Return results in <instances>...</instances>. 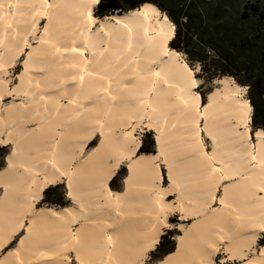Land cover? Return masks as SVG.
<instances>
[{
	"label": "bare ground",
	"instance_id": "6f19581e",
	"mask_svg": "<svg viewBox=\"0 0 264 264\" xmlns=\"http://www.w3.org/2000/svg\"><path fill=\"white\" fill-rule=\"evenodd\" d=\"M9 2L23 7L0 22V147H8L0 264H136L147 259L145 238L157 247L172 228L173 212L187 223L153 264H201L219 253L217 264H264V245L256 247L264 233V130L250 129L246 87L220 76L204 101L196 88L189 92L190 71L202 84L200 68L169 48L174 24L153 3L97 17L99 0ZM145 8L155 11L145 18ZM143 128L154 135V153L140 152L135 135L138 155L116 167L125 133ZM123 164L122 189L113 190ZM61 183L70 204L39 206ZM158 195L176 209L160 214L163 223Z\"/></svg>",
	"mask_w": 264,
	"mask_h": 264
},
{
	"label": "rangeland",
	"instance_id": "374dc122",
	"mask_svg": "<svg viewBox=\"0 0 264 264\" xmlns=\"http://www.w3.org/2000/svg\"><path fill=\"white\" fill-rule=\"evenodd\" d=\"M144 2L155 4L167 14L175 27V36L172 39L175 48L172 49L183 53L191 67L199 66L200 71L197 76L202 84L198 92L202 100L204 101L207 92L213 87L215 78L230 76L238 84L246 87L245 97L252 106L249 118L251 131L253 132L255 128L264 130L255 123L257 119L261 122L260 112L264 111V0H124L122 4ZM43 25L44 22H41L36 36ZM31 42L36 44L35 40ZM24 56L23 53L15 66L10 69L9 75L12 79L21 71ZM251 96L257 106L252 103ZM10 99L6 98L5 101ZM16 101L19 102L18 99ZM135 135L140 138V152L154 153L155 140L152 132L143 128L136 130ZM96 138L87 144L86 152L96 145ZM7 153L8 147H0V168L5 164ZM162 171L165 174V170ZM126 172V166L123 164L110 183L113 190L122 189ZM163 183L166 184V180ZM168 200L173 201L174 197L168 196ZM69 204L65 186L61 183L47 189L38 205L61 207ZM168 221L172 224V228H167L164 237H161L155 254L151 256L153 262L161 258L166 251L174 248V239L179 233L178 223H187L176 212L168 216ZM262 238L264 233L256 247L264 245L260 244ZM17 239L18 236L3 252L10 250ZM221 257L222 254L219 253L216 261ZM70 264H75V261L71 259Z\"/></svg>",
	"mask_w": 264,
	"mask_h": 264
},
{
	"label": "snow or ice",
	"instance_id": "6c2138e0",
	"mask_svg": "<svg viewBox=\"0 0 264 264\" xmlns=\"http://www.w3.org/2000/svg\"><path fill=\"white\" fill-rule=\"evenodd\" d=\"M23 6L17 2V3H12L9 2L7 3V6H5L4 0H0V22L8 20L9 16L15 17L19 10ZM6 9V10H5ZM155 11V9H150V8H145L140 15L143 17L147 18L149 16V11ZM89 21L91 22V14H89ZM165 22H167V17H165ZM13 28V22H9L5 25V32L11 30ZM73 51H78V49H73ZM187 67V65L185 66ZM199 71V70H197ZM159 76V73L156 74ZM83 79V77H81ZM231 83V82H230ZM193 88H196L197 91L199 88L197 87V81L194 78V75L192 72H189V85H188V91L191 92ZM241 92V89L237 88L235 90V94L238 96ZM3 97L0 96V99ZM261 136H264V131L260 133ZM136 145V140H135V129H133L132 132H127L125 133V138H124V144L120 146V148L117 150L115 154V161L116 167H119L123 162L129 160V159H134L135 155H138V152L136 151L137 149ZM127 153V155H126ZM113 157H109V163H111ZM165 163H167V159L165 158ZM9 166H11V162L9 160ZM161 168H163V165H157ZM161 179L163 180V176H161ZM169 179H171V176H169ZM71 187V185H69ZM69 196L72 195V193L69 191L68 193ZM155 203L159 207V214L157 216V219L160 223H163L162 220H160V214L163 216H168L171 212L175 211V206H167L164 204V196L163 195H158L156 198ZM261 229H264V219L260 221V224L258 225ZM22 227V226H21ZM109 240H111V237H109ZM262 243H264V238L261 240ZM158 241L154 237H147L145 240L142 242L141 246V256L142 257H147V259H138L136 261V264H153V261L151 259V256L155 254V249ZM211 247V245H209ZM216 251H219V249H216ZM262 256H264V253H261ZM211 256V254H209ZM162 264H166V262H162ZM201 264H217L215 260H212L209 258L207 261H201ZM219 264H226L225 261H220Z\"/></svg>",
	"mask_w": 264,
	"mask_h": 264
},
{
	"label": "trees",
	"instance_id": "16d2710c",
	"mask_svg": "<svg viewBox=\"0 0 264 264\" xmlns=\"http://www.w3.org/2000/svg\"><path fill=\"white\" fill-rule=\"evenodd\" d=\"M122 1H124V0H100V2L98 3V5L96 7V15L101 17L105 14L111 13V12L116 11V10H121V11L131 10V9L137 8V6H139L141 4V3L140 4L131 3V4L124 5V4H122ZM174 44H175L174 40H172L169 44V48L170 49L175 48ZM251 101L254 104V106H257V103L255 102L253 96H251ZM260 115H261L260 116L261 122H258V119H257L255 121V123H256L257 127L261 126L264 128V111L260 112ZM162 237H164V235ZM260 244H264V243H262L260 240ZM171 250H172V248L166 252H170Z\"/></svg>",
	"mask_w": 264,
	"mask_h": 264
},
{
	"label": "crops",
	"instance_id": "0c3cea01",
	"mask_svg": "<svg viewBox=\"0 0 264 264\" xmlns=\"http://www.w3.org/2000/svg\"><path fill=\"white\" fill-rule=\"evenodd\" d=\"M250 123V122H249ZM249 126H250V124H249ZM251 128V127H250Z\"/></svg>",
	"mask_w": 264,
	"mask_h": 264
}]
</instances>
